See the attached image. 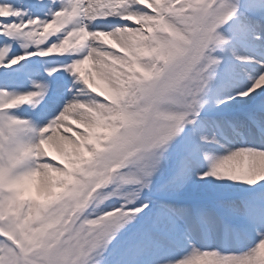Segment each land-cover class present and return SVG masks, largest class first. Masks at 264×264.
<instances>
[{"label": "snow or ice", "instance_id": "snow-or-ice-1", "mask_svg": "<svg viewBox=\"0 0 264 264\" xmlns=\"http://www.w3.org/2000/svg\"><path fill=\"white\" fill-rule=\"evenodd\" d=\"M0 38V264H264V0H0Z\"/></svg>", "mask_w": 264, "mask_h": 264}, {"label": "rangeland", "instance_id": "rangeland-1", "mask_svg": "<svg viewBox=\"0 0 264 264\" xmlns=\"http://www.w3.org/2000/svg\"><path fill=\"white\" fill-rule=\"evenodd\" d=\"M14 3L18 4V5H23V0H13ZM36 2H44L43 0H37ZM31 3H35V2H30ZM41 18H44L45 14L42 13L40 14ZM2 39V38H0ZM15 48H18L19 49V45L18 44H15L14 45ZM22 51V50H21ZM53 57H47V58H33V62L31 64H27V67L25 68L24 65L22 64L21 66H17L18 68H24V70L26 71H30V75L32 76H35V77H41L42 75V72H39V75H37L34 71H32L33 69H41L39 66H43L45 63L47 62H53V60L51 59ZM60 58V57H59ZM27 63V62H25ZM15 77H16V84H17V88H21V87H24V85L28 84L29 81H28V78L26 77L25 79H22L20 78L19 76L21 75V71H17L15 73ZM25 112V111H24ZM23 112V116H28L27 114H25ZM231 133V134H230ZM221 135V139L224 143H228L229 141H232V142H235V144L237 146H240V145H243V144H250L252 143V141H256L255 139H257L256 137L252 136V135H248L247 132L244 133L243 137L239 136V135H236L232 132L231 129H228V128H225L222 133L220 134ZM227 137V140H224V137ZM245 188L248 187V186H244ZM234 248V247H233ZM178 249H181L180 247L177 248ZM167 251H170V249H168ZM169 254V253H168ZM184 253H177L175 254L174 256H176L177 258H179L180 256H182Z\"/></svg>", "mask_w": 264, "mask_h": 264}, {"label": "bare ground", "instance_id": "bare-ground-1", "mask_svg": "<svg viewBox=\"0 0 264 264\" xmlns=\"http://www.w3.org/2000/svg\"><path fill=\"white\" fill-rule=\"evenodd\" d=\"M64 59V58H63ZM49 67H53V66H49ZM31 77V79H30V84H31V80L32 79H51L50 77H47V75L46 76H44V77H35V76H30ZM70 79V77H67V76H62V77H59L58 78V83L61 85V86H63L68 80ZM27 88H17V90H20V91H23V90H26ZM57 102H59V97L57 98ZM50 107H51V105H50ZM21 110H26V111H28L29 112V116H27V118H31L33 115H34V113L31 111V109L29 108V106L28 105H25L22 109H18L17 111L18 112H20ZM74 130H75V128H74ZM54 151V150H53Z\"/></svg>", "mask_w": 264, "mask_h": 264}]
</instances>
